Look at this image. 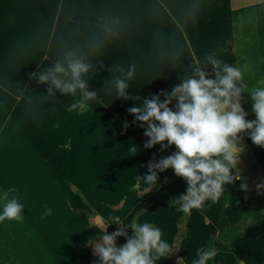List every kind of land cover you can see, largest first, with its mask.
<instances>
[{
  "label": "rangeland",
  "instance_id": "1",
  "mask_svg": "<svg viewBox=\"0 0 264 264\" xmlns=\"http://www.w3.org/2000/svg\"><path fill=\"white\" fill-rule=\"evenodd\" d=\"M194 2L199 3L198 9L208 5L206 8L217 7L225 14L203 13L204 18H197L190 26L193 18L189 12L178 9ZM169 6H176L175 18L183 22L176 23ZM251 10L253 13L248 15L242 13ZM196 14L201 16L198 10ZM101 16H119L121 34L106 41L100 51L88 52L87 42L99 31L96 21ZM202 23L209 27L206 29ZM72 48L86 52L87 62L93 65L85 79H89V90L97 93V100L90 101L85 110H68L80 98L79 92L75 97L57 92L52 99L46 96L47 85L38 84L34 78L40 71L54 67L55 59ZM177 55L179 59L175 58ZM208 55H215L223 63L246 65L244 79L249 89L259 87V81L264 79V0H0V190L19 185L12 195L46 201H21L23 220L12 221L15 227L9 230L19 240L26 237L25 231L29 233L30 227V222H26L40 205L52 212L45 215V211L38 210V221H51L52 216L56 217L54 222L60 216L63 220L67 216L65 210L73 215L70 210L77 204L70 196L76 192L83 198L88 193L94 203L103 207L116 196H124L123 211L129 204L130 184L110 171L117 162L109 155L114 145L108 141L106 106L116 94L111 81L120 75L112 70L117 66L127 70L134 64L135 75L127 82L128 95L151 99L156 94L170 93L173 86L182 83L183 72L191 61H203ZM203 70L214 78L211 69ZM160 100L163 102L164 95H160ZM137 104L138 101L134 106ZM240 104L248 113L246 119L255 120L248 94H242ZM174 106L175 101L170 107L174 110ZM91 107L93 117L88 116ZM134 120L133 115L123 119L144 136V129ZM128 131L123 127L116 131L115 146L124 157L125 148L133 141ZM244 139L239 140L238 146L244 148L245 141L253 152H264L252 144L247 133ZM175 151L174 146L164 148L168 155ZM241 154L244 159L240 155L239 170L254 163L250 150ZM263 158L264 155L258 161L264 168ZM122 161L125 164L124 158ZM263 192L264 188L259 194ZM119 204L110 206L117 209ZM2 238L0 234V241ZM58 246L65 247L54 239V252ZM36 248L48 250L39 245ZM73 249H60L59 253L65 256L58 257L56 264H76ZM19 253L25 261L22 264L43 262L17 250L13 255Z\"/></svg>",
  "mask_w": 264,
  "mask_h": 264
},
{
  "label": "clouds",
  "instance_id": "2",
  "mask_svg": "<svg viewBox=\"0 0 264 264\" xmlns=\"http://www.w3.org/2000/svg\"><path fill=\"white\" fill-rule=\"evenodd\" d=\"M199 3L190 6L189 15L194 19ZM99 31L87 42L88 52H98L106 41L118 38L121 34L122 20L119 16H101L96 21ZM48 57H45L47 59ZM175 58L179 59L177 55ZM86 52L79 48L63 51L55 59L54 67L40 71L34 76L40 85H47L48 97L55 99L58 92L67 97L79 99L71 103L69 111L85 110L90 101L97 100V93L89 90L86 75L93 69ZM246 65L223 63L215 55H208L191 61L182 76V83L173 86L170 93L156 94L151 99L128 95V81L136 71L130 65L127 70L117 66L112 71L120 73L111 81L115 88L116 99L136 100L138 104L126 111L135 117L133 123L139 122L147 137L145 148L155 145L174 146L176 151L169 156L161 157L157 162L149 161L147 174L137 175L134 189H139L141 182L147 194L157 186V173L172 169L174 175L186 182V193L173 198L170 202L175 210L190 215L193 210L202 211L206 201L216 203L224 194L225 186L241 179L237 165L239 157L245 150L238 146L247 133L254 146L264 149V79L259 87L249 89L244 79ZM203 69H211L212 76ZM242 94H248L251 100L255 120L248 121L241 107ZM160 95H164L161 102ZM175 101L174 110L170 105ZM31 103V100L28 101ZM127 127V123H125ZM166 142V144H165ZM135 152L136 147H131ZM235 170V171H234ZM264 188V183L257 185V192ZM241 190L247 191V184H241ZM14 187L3 192V211L0 222L5 220L21 222L23 204L18 200ZM52 210L46 209L45 215ZM123 225L112 234H107L108 226ZM100 232V242L94 240L93 255L98 257L99 264H158L162 258L172 252L173 248L161 239L159 227L145 222L125 225L119 219L107 222L97 215L93 226ZM132 235L128 236V230ZM118 237H125L126 242L117 247ZM217 255L216 249L200 248L192 264H207ZM184 258L176 264H183ZM240 264H245L240 260Z\"/></svg>",
  "mask_w": 264,
  "mask_h": 264
},
{
  "label": "crops",
  "instance_id": "3",
  "mask_svg": "<svg viewBox=\"0 0 264 264\" xmlns=\"http://www.w3.org/2000/svg\"><path fill=\"white\" fill-rule=\"evenodd\" d=\"M190 6L191 5H184L185 9H177L179 12L185 10L189 12ZM207 6L208 5H205L198 9L201 16L196 14L197 16L192 19L190 26L192 23L198 21L197 18L203 19V13L209 14L219 12L221 15L225 14L223 13V10L220 11L217 7L212 10L206 8ZM175 7L176 6H169L168 9L173 8V11L170 9L169 11L172 12L174 20L179 24V21L183 22V20L175 18ZM203 27H206L207 29L209 26ZM129 96H133L132 93ZM134 103H137V101L116 99V94L114 93L112 99L108 102V107L106 106L109 120L108 133H110L108 141L114 145V148H112V152H110L109 155L111 157L110 159L113 158L114 161L117 162L115 166L110 168V171L123 177L124 183L126 181L129 182L131 189L129 192V204L123 211H121L124 196H116L114 201L106 202L103 207L98 203H94L88 193L84 195V201L78 195L72 194L70 197L75 198V203L77 204L75 206L76 209H88L86 205V203H88L92 209L96 211L97 215L103 217L109 223H113L116 219H119V221L125 225H131L132 223L143 224L148 222L155 227H159L162 231L161 239L166 241L173 248L172 252H170V256L176 259V261L170 260L167 256L162 258L158 264H176L177 260L180 258H184L183 264H192V262L198 258L196 256L198 249H208V242L211 237L215 238L213 248L217 250V255L212 258V264H240V260H244L245 264H262L264 259V222L262 220L256 221L250 228L246 229L242 241L233 248H226L217 237L221 229L238 222L242 213L250 205L251 196L259 194V192H257V184L264 183V168L258 160L261 159L264 152H259V154H257V152L254 151V153L249 147V144L244 141L246 144L244 148L250 150L254 158L253 164H249V166L248 164H245L246 166L242 170H239L241 175V179L239 180L240 190L241 184H247V191L241 190L240 195L230 193L234 183L226 185L224 194L216 203L206 201L202 211L193 210L192 213L188 215V219L184 226L185 235L174 248V239L178 231L177 221L182 212L176 211L175 207L170 205V201L173 198L185 194L187 184L182 179L177 178L172 169H168L163 173H157V186L153 187L149 193L143 194V189L146 187L143 182H141L139 189L133 190L134 185L136 184L137 175L143 176L147 174V165L149 161L157 162L161 157L169 156L164 150L161 151V146L159 145H155L150 149L145 148L144 145L147 142V138L138 134L132 126L131 128L128 125L125 127L126 122H124L123 119L126 115H129V119L131 116L126 109L134 106ZM93 112V107H91L88 116L93 117ZM251 115H253V113ZM122 127L129 129L128 132L132 134L133 140L129 147L125 148V157L122 155L121 150H118L115 146L118 136L116 131ZM241 135L244 139L245 133H242ZM131 147H136L137 150L133 152L130 150ZM241 157L244 159L243 154H241ZM122 158H124L125 164H123ZM92 170L94 171V169ZM12 187L20 188L19 185H14ZM8 188H10L9 185ZM2 194L3 191L0 190V196H2ZM226 194L230 195L227 200L224 201ZM18 196L20 203L23 200L26 202L31 200V202L34 201V203L46 202L45 199L37 200V197L25 196V198H21L20 194ZM0 200L1 212L3 210L4 201L3 199ZM118 203H120V206L117 209H115V207L111 208L110 205ZM38 210L46 211V208L44 209V207L40 205L32 211L33 213L30 216V220L26 222H30L28 224L30 225L28 228L29 233L25 231L26 237L23 235L21 240L14 235L12 230H9V228L14 226L12 222H7V224H5V221L0 222V234L4 237L0 241V264H22L25 262L22 261L23 258L20 253L19 255H13V252L16 250L19 252L21 251V253L23 252L32 258L43 260L41 264H56L57 260L60 261L58 257L65 256L64 253H59L62 248L67 252L72 251L74 248L72 256L77 260L76 264H99L98 257L95 256L96 258H90L80 252V248L84 244L96 238L95 232H89L86 230V220L84 217L74 215L71 210L70 212L73 215H69L68 211L65 210L67 216L63 218V220L60 216L57 221L54 222L56 217L52 216L54 219L51 218V221H49L50 219H39L38 221V215L36 213ZM4 225L7 229H5L6 227L4 228ZM117 226L122 227L123 225L112 224L108 226V228ZM2 230L5 231L4 234ZM79 230L82 231L81 234H79ZM60 233H64V238H62V234ZM131 235L132 232L129 229L128 236L130 237ZM54 239H57L59 243L62 241L65 247L61 248L58 246L56 247L57 251L54 252ZM99 242L100 240L96 243ZM36 245H39V247L41 246V248L47 247L48 250L42 251L36 248ZM116 246L118 247L117 242ZM91 252L93 254V246ZM70 259L71 261L75 260L72 258Z\"/></svg>",
  "mask_w": 264,
  "mask_h": 264
},
{
  "label": "trees",
  "instance_id": "4",
  "mask_svg": "<svg viewBox=\"0 0 264 264\" xmlns=\"http://www.w3.org/2000/svg\"><path fill=\"white\" fill-rule=\"evenodd\" d=\"M243 15H248L249 13H253L252 10L250 12H242ZM251 19V16L249 17ZM230 193H236L238 195L241 194L240 190V184L239 180L235 181L233 184V187L231 189ZM76 195H80L79 192H76ZM230 194L225 195V200L229 197ZM81 196V195H80ZM81 199L84 201V198L81 196ZM88 209H76L71 208V211L74 215H79L85 218V228L89 232H95L96 238L94 239L95 242L100 240V232L96 227L93 226L94 218L96 217L97 213L92 207L86 203ZM264 192L260 194H255L251 196V202L248 208L242 213L240 219L235 224H232L230 226L224 227L221 229L217 239L228 249L236 246L242 241L244 231L248 228H250L256 221L262 220L264 222ZM188 219V215H185L184 213L181 214L180 218L177 221V228L178 231L176 233L174 244L177 246L180 242V240L185 235V223ZM120 227H109L108 228V234H112L115 231H117ZM93 241V240H92ZM92 241L87 242L80 248V252L90 258H96L92 252V244H90ZM215 241L214 237H211L208 242V249H213V243ZM117 245L122 246L126 242L125 237H118ZM170 260L176 261L172 256H170V253L167 255ZM207 264H212V259L207 262ZM264 264V259H263Z\"/></svg>",
  "mask_w": 264,
  "mask_h": 264
}]
</instances>
